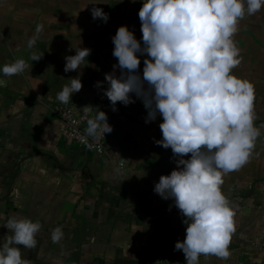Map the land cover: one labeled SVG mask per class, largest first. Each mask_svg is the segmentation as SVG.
<instances>
[{"label":"crops","instance_id":"obj_1","mask_svg":"<svg viewBox=\"0 0 264 264\" xmlns=\"http://www.w3.org/2000/svg\"><path fill=\"white\" fill-rule=\"evenodd\" d=\"M52 1L20 0L26 7L11 15L8 30H0V67L17 59L28 65L12 77L0 73L6 81L0 86V247L13 234L4 227L7 219L16 216L42 226L36 248L20 246L29 264H154L160 253L187 264L182 250H175L186 238L185 218L173 200L154 192L160 177L177 169L171 148L156 143L162 140V117L145 123L147 111L134 94L135 103L117 102L116 111L103 95L109 87L105 75H120L112 54L118 28L127 26L143 46L141 0H56L59 9ZM93 7L108 14L107 23L93 19ZM234 42L241 63L232 74L254 87V126L261 135L248 162L223 176L221 191L235 212L231 255L201 256L199 264H264V7L239 22ZM78 47L91 54L79 73H66L65 57ZM146 58L140 57L141 76ZM78 74L83 87L71 98L76 112L92 106L90 118L103 111L114 127L102 156L65 142L63 125L50 111ZM119 161L122 172L114 166ZM57 227L64 235L53 243Z\"/></svg>","mask_w":264,"mask_h":264},{"label":"clouds","instance_id":"obj_2","mask_svg":"<svg viewBox=\"0 0 264 264\" xmlns=\"http://www.w3.org/2000/svg\"><path fill=\"white\" fill-rule=\"evenodd\" d=\"M139 10L142 41L127 26H120L112 37L113 56L120 75L106 74L109 85L103 95L116 111L117 102L135 103L134 94L147 111L145 123L162 117L159 128L162 140L156 143L171 148L177 157V169L163 175L154 192L174 205L185 218L186 238L175 244L185 255L187 264H199L201 256L230 257L229 245L235 232L229 200L221 191L223 176L243 167L249 160L261 130L254 126V87L238 78L232 70L240 63L234 42L238 25L264 7V0H141ZM95 5V4H93ZM94 20L107 23L109 16L93 7ZM43 31L37 25L36 32ZM36 43L28 40V47ZM76 54L65 57L64 71L81 69L91 50L78 47ZM142 76L139 73L141 56ZM38 61L35 55L31 57ZM25 60L17 59L0 67L5 77L23 73ZM56 99L71 102L83 85L80 75L68 80ZM6 83L0 79V86ZM102 87L101 82L95 85ZM86 114L93 110L85 106ZM105 112L87 119L85 132L94 140L113 131ZM189 159H184L189 156ZM12 231L0 247V264H29L22 258L20 246L37 247L41 224L12 216L4 225ZM61 227L50 235L53 243L63 238Z\"/></svg>","mask_w":264,"mask_h":264},{"label":"built area","instance_id":"obj_3","mask_svg":"<svg viewBox=\"0 0 264 264\" xmlns=\"http://www.w3.org/2000/svg\"><path fill=\"white\" fill-rule=\"evenodd\" d=\"M50 111L63 125L62 138L65 142L75 144L85 154L105 155L106 141L108 136L114 131L113 125L107 121L113 128L109 134L106 133L103 137L94 140L88 137L85 129L87 127V119L90 118L88 114H78L72 101L68 104H53L50 106ZM115 169L118 172L124 170L125 164L123 161L117 162ZM154 264H179L173 258L160 253Z\"/></svg>","mask_w":264,"mask_h":264},{"label":"trees","instance_id":"obj_4","mask_svg":"<svg viewBox=\"0 0 264 264\" xmlns=\"http://www.w3.org/2000/svg\"><path fill=\"white\" fill-rule=\"evenodd\" d=\"M18 0H0V30L5 32L10 28L11 15L26 6H19ZM23 1V0H22Z\"/></svg>","mask_w":264,"mask_h":264},{"label":"rangeland","instance_id":"obj_5","mask_svg":"<svg viewBox=\"0 0 264 264\" xmlns=\"http://www.w3.org/2000/svg\"><path fill=\"white\" fill-rule=\"evenodd\" d=\"M19 1H20V0H18L17 2H19ZM52 5H53V6H52L53 9H59V8H60V7L56 4V0H53V1H52ZM119 25H120V23H119Z\"/></svg>","mask_w":264,"mask_h":264}]
</instances>
